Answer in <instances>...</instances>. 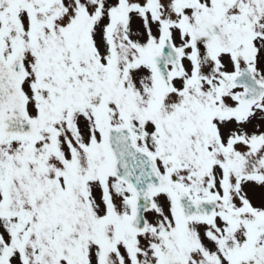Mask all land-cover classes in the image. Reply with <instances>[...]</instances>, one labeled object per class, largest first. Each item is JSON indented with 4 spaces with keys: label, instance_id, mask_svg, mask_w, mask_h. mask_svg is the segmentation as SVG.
<instances>
[{
    "label": "snow or ice",
    "instance_id": "obj_1",
    "mask_svg": "<svg viewBox=\"0 0 264 264\" xmlns=\"http://www.w3.org/2000/svg\"><path fill=\"white\" fill-rule=\"evenodd\" d=\"M0 264H264V0H0Z\"/></svg>",
    "mask_w": 264,
    "mask_h": 264
}]
</instances>
